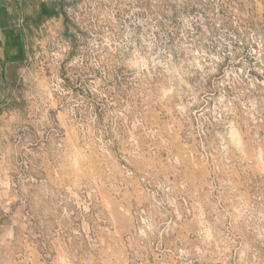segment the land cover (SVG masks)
Wrapping results in <instances>:
<instances>
[{
    "label": "clouds",
    "instance_id": "clouds-1",
    "mask_svg": "<svg viewBox=\"0 0 264 264\" xmlns=\"http://www.w3.org/2000/svg\"><path fill=\"white\" fill-rule=\"evenodd\" d=\"M0 264H264V0H0Z\"/></svg>",
    "mask_w": 264,
    "mask_h": 264
}]
</instances>
